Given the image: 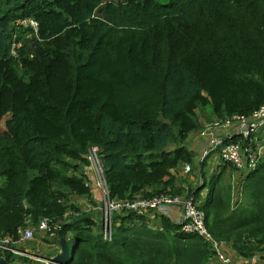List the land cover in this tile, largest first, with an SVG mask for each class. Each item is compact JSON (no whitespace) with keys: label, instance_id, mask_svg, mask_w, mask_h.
Here are the masks:
<instances>
[{"label":"trees","instance_id":"obj_1","mask_svg":"<svg viewBox=\"0 0 264 264\" xmlns=\"http://www.w3.org/2000/svg\"><path fill=\"white\" fill-rule=\"evenodd\" d=\"M262 105L264 0H0V238L49 219L70 264H220L159 214L115 215L104 241L78 202L96 206L84 168L97 147L110 199L186 192L231 260L264 264V155L230 186L233 167L192 149L199 107L212 124ZM186 164L202 186L183 188Z\"/></svg>","mask_w":264,"mask_h":264},{"label":"built area","instance_id":"obj_2","mask_svg":"<svg viewBox=\"0 0 264 264\" xmlns=\"http://www.w3.org/2000/svg\"><path fill=\"white\" fill-rule=\"evenodd\" d=\"M28 23L23 22L26 26ZM31 27L36 30L37 24L30 21ZM264 131V105L254 110L248 116H233L226 121H217L210 123L201 131L200 140L193 147L197 155L198 161L208 159L210 156H215L221 163L228 164L235 169L237 173L243 171L245 174L251 173L256 169L263 152L264 145L259 141V135ZM233 139L232 142L225 140ZM241 140H248L246 147H242ZM223 143L225 145H223ZM223 145V146H222ZM88 161V166L84 168L87 182L85 186L91 192H94V187L97 190L100 203L95 208L101 216L100 231L104 241H111L112 238V218L115 215L126 216L130 213L135 216L142 217L149 213L163 215L171 220L174 225L180 228V232L186 235H197L208 243L214 252V255L220 261V264H243V259H232L229 257L228 248L222 243L213 238L205 226V215L197 209L193 195L187 198H179L172 195H161L150 199L136 198L115 200L110 199L107 186L103 177V170L97 147H91L88 154L85 156ZM191 167L186 164L183 166L182 174L188 175ZM93 176V180H91ZM243 177L245 175H242ZM196 182V186L203 185V180ZM94 202H96L94 200ZM66 219L64 216L63 220ZM61 229L59 222H53L49 219H41L37 226H32L28 218L25 221L23 228H19L15 236L5 235L0 238V251L2 258L6 253L14 256V258H23L29 260V264H48V260L42 258L38 253H32L25 246L35 240V236H47L48 239L58 237ZM31 251V252H30ZM229 254V256L227 255ZM5 259V258H4ZM253 258L250 262L255 261ZM25 264V263H23ZM61 264H70L66 261Z\"/></svg>","mask_w":264,"mask_h":264},{"label":"rangeland","instance_id":"obj_3","mask_svg":"<svg viewBox=\"0 0 264 264\" xmlns=\"http://www.w3.org/2000/svg\"><path fill=\"white\" fill-rule=\"evenodd\" d=\"M209 110H210L209 108H206L205 109V108L199 107L197 109V111H196V114H197L198 119L200 120L202 126H203V124H204V126H207L208 123H209V121H207L208 123H205L206 121L204 120L205 119V116H207V115H208L207 117L210 118L209 117V114H210L209 113ZM9 118H10V114H8L2 120H0V134L5 131V129H6V122L9 120ZM210 121H213V118L210 119ZM263 134H264V131L261 132V134L259 135V138H258L259 141L261 143H263L262 145H264V135ZM200 135H201V132L198 134L199 138H200ZM200 142H204V140L201 139ZM263 155H264V152H263ZM263 155H262V157H263ZM206 162L209 165H214L216 167L217 166H220L222 164L221 161L218 158H216L215 156H210L207 159ZM216 167H211L212 168L211 170H213ZM182 170H183V168L180 169L179 173H177V174L175 173V174L177 175V179L183 180L184 183H183L182 186H183V188H185V190L188 189L189 184L196 183L197 181L198 182L200 181V179H198V177L194 176V174H190V173L188 175L182 174ZM217 170H219V168H217L216 171ZM229 170L232 171L231 169H229ZM211 174H212V171L211 172L209 171L207 173L208 176H210ZM231 177H232V175H230V173L227 174V180H229V179L234 180V177H232V178ZM193 186H195V185H193ZM94 190H95V187H94ZM89 191H90L91 199H93V200L96 201L95 202V205L96 206L90 205L86 201L78 200V202L80 203V205L82 206L83 209H86V211H91V212H93L95 214H98L99 212L95 208L100 203L99 194H98V192H96L95 193L96 195L94 197V195H93L94 193L91 192V188H89ZM202 193L204 195H206V190H204ZM189 196L190 195H188V193L185 192L184 195L177 196V197H179V198H187ZM237 199H238V196L236 195L235 196V200H237ZM99 216H100V213H99ZM100 219H101V216H100ZM151 224H153V222ZM58 234L60 235V233H58ZM59 235H58V238L56 237L54 239H48L47 236L37 235V236H35V240L33 242L27 244L25 247L27 249L31 250V251H33L34 249L35 250H38L39 252H41V254H39V255L42 258H45V259H47L49 261L50 258L56 256L60 252V244H59L60 238H59ZM66 244H67V242H66ZM32 247H34V248H32ZM72 249H73V245H71V247H70V250H72ZM255 260H257V259H255Z\"/></svg>","mask_w":264,"mask_h":264},{"label":"water","instance_id":"obj_4","mask_svg":"<svg viewBox=\"0 0 264 264\" xmlns=\"http://www.w3.org/2000/svg\"><path fill=\"white\" fill-rule=\"evenodd\" d=\"M59 238H60L59 240L60 252L56 256L50 258L48 264H61L67 260L71 261V259L73 258L74 251L69 249L64 238H62L60 235ZM0 264H7V262L4 258L0 257ZM25 264H29V263H25Z\"/></svg>","mask_w":264,"mask_h":264},{"label":"crops","instance_id":"obj_5","mask_svg":"<svg viewBox=\"0 0 264 264\" xmlns=\"http://www.w3.org/2000/svg\"><path fill=\"white\" fill-rule=\"evenodd\" d=\"M264 135V134H263ZM199 141V138H197V140H196V142L194 143V145H193V147L194 146H196V143ZM193 149V148H192ZM212 167H216V166H214V165H212ZM218 171V170H217ZM232 177H234V180H232V179H229V184H235L236 182H239V181H241V174L240 173H237V172H235L234 174H232ZM231 177V178H232ZM94 178H93V176H91V180H93ZM96 190V189H95ZM94 190V192L96 193L97 192V190L95 191ZM96 195V194H95ZM32 248H34V247H32ZM32 253H38V254H41V252H39L38 250H33L32 251ZM55 254V253H54Z\"/></svg>","mask_w":264,"mask_h":264},{"label":"clouds","instance_id":"obj_6","mask_svg":"<svg viewBox=\"0 0 264 264\" xmlns=\"http://www.w3.org/2000/svg\"><path fill=\"white\" fill-rule=\"evenodd\" d=\"M68 262H70L69 260H67ZM66 262V261H65Z\"/></svg>","mask_w":264,"mask_h":264}]
</instances>
